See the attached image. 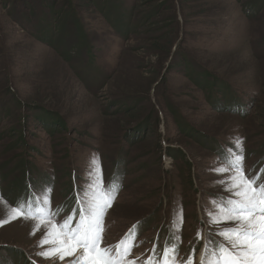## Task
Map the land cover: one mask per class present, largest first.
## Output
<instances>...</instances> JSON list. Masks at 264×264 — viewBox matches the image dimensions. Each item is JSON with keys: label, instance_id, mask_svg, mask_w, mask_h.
<instances>
[{"label": "rangeland", "instance_id": "rangeland-1", "mask_svg": "<svg viewBox=\"0 0 264 264\" xmlns=\"http://www.w3.org/2000/svg\"><path fill=\"white\" fill-rule=\"evenodd\" d=\"M76 1L80 12L62 15L52 0H0V219L47 199L52 222L74 228L102 172L103 188L116 186L102 247L131 230L129 262L176 244L177 264H202L206 247H230L220 233L234 222L214 223L235 198L232 172L218 171L229 153L264 182V0H166L154 14L124 0L137 10L129 35ZM193 69L209 87L186 78ZM46 233L23 217L4 223L0 264H71L38 255L52 247H40Z\"/></svg>", "mask_w": 264, "mask_h": 264}, {"label": "snow or ice", "instance_id": "snow-or-ice-1", "mask_svg": "<svg viewBox=\"0 0 264 264\" xmlns=\"http://www.w3.org/2000/svg\"><path fill=\"white\" fill-rule=\"evenodd\" d=\"M243 159L242 152L229 153L225 165L218 169L221 173L232 172L228 191L235 198L219 205V216L214 219V223L234 222L233 227L220 233L230 247L218 245L211 254L206 247L202 264H264V182L259 176L249 178L245 175ZM115 194V185L112 191L103 188L100 172L90 182V188L85 193L87 202L82 206L79 222L74 228L70 227L71 218H66L61 224L52 222L47 199L42 201V205L27 200L18 201L16 206L7 209L6 218L0 219V226L19 217L36 221L37 227L45 225L47 233L40 241V247L52 245L38 253L45 259L58 257L62 261L65 256H72L71 264H135L127 260L135 241V233L131 230L116 245L101 246L104 231L102 218ZM177 257L178 245H166L160 260L149 258L145 264H177ZM185 264H193L192 259L189 258Z\"/></svg>", "mask_w": 264, "mask_h": 264}, {"label": "trees", "instance_id": "trees-1", "mask_svg": "<svg viewBox=\"0 0 264 264\" xmlns=\"http://www.w3.org/2000/svg\"><path fill=\"white\" fill-rule=\"evenodd\" d=\"M142 0V2L144 4H150V6L152 7L150 11L154 13H157L160 11V7H163V9L167 6V1L166 0ZM173 1V0H172ZM89 2H91L90 5H92L94 7L95 11H100L101 15H103L104 18H107L110 23L111 26L113 28V30L116 32H121V34L123 35H129L130 33H133V27L135 26V22L132 21L133 15L136 13V7L132 5V7L127 8V6H125L124 4V0H89ZM156 3H158L156 5ZM50 4V5H49ZM47 6V8H50V10L52 11H56L57 13L60 14H66L69 11H71L73 14L80 12L79 11V5L77 3L76 0H64L63 4H61V2L58 0H52V2H50ZM35 18H39L37 19L38 22L42 21V16L38 17L36 16ZM146 20H150L153 21L154 19L152 18L151 14L150 15H146L145 16ZM149 22V23H150ZM82 27H83V22H82ZM82 34H84V30L80 31ZM119 34V33H118ZM88 42V40L86 41ZM86 42H82L83 46H87L91 49V47L89 45H87ZM88 48V50H89ZM177 59L178 58V52L175 51ZM186 63V61L184 62ZM177 64V61L174 62L172 64V67ZM194 70V76L191 77V74H193V72L191 71L189 74L186 75V78H189L190 80H192V83L195 84V86L200 87L202 89L207 88L209 86H205L202 82L198 81L199 79L195 76V73L197 72V70ZM203 75L205 76V79H207L206 77H209V75L206 74V72H203ZM198 79V80H197ZM212 83L214 85H217V81L213 80ZM213 87V85H212ZM215 88L212 89H208L210 91H213ZM49 120L51 121V124L56 127H63V119L60 115L55 116L54 117H50ZM141 127V126H140ZM55 128V129H56ZM140 129V128H137ZM137 131V130H136ZM138 135V133H135Z\"/></svg>", "mask_w": 264, "mask_h": 264}, {"label": "bare ground", "instance_id": "bare-ground-1", "mask_svg": "<svg viewBox=\"0 0 264 264\" xmlns=\"http://www.w3.org/2000/svg\"><path fill=\"white\" fill-rule=\"evenodd\" d=\"M188 60V59H187ZM209 83V82H208ZM206 92V91H205Z\"/></svg>", "mask_w": 264, "mask_h": 264}]
</instances>
